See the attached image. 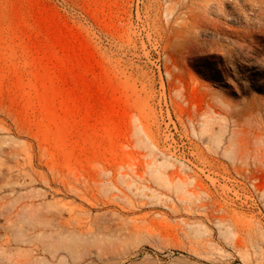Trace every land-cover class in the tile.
<instances>
[{
    "label": "rangeland",
    "instance_id": "rangeland-1",
    "mask_svg": "<svg viewBox=\"0 0 264 264\" xmlns=\"http://www.w3.org/2000/svg\"><path fill=\"white\" fill-rule=\"evenodd\" d=\"M0 264H264V0H0Z\"/></svg>",
    "mask_w": 264,
    "mask_h": 264
}]
</instances>
